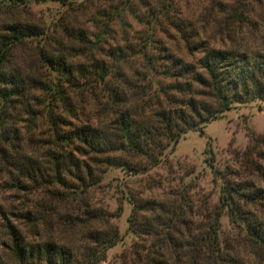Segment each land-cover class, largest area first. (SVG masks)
<instances>
[{
    "label": "rangeland",
    "instance_id": "obj_1",
    "mask_svg": "<svg viewBox=\"0 0 264 264\" xmlns=\"http://www.w3.org/2000/svg\"><path fill=\"white\" fill-rule=\"evenodd\" d=\"M14 21L42 35L4 64L22 90L0 101V264H18L12 234L62 247L67 264H264V99L233 102L202 134L185 130L154 165L60 141L83 124L109 129L123 91L125 105L147 100L146 115L166 107L155 91L174 80L162 75L171 61L204 74L197 59L207 48L264 54V0H0V35ZM39 50L73 63L74 81ZM93 231L116 239L94 242Z\"/></svg>",
    "mask_w": 264,
    "mask_h": 264
},
{
    "label": "trees",
    "instance_id": "obj_2",
    "mask_svg": "<svg viewBox=\"0 0 264 264\" xmlns=\"http://www.w3.org/2000/svg\"><path fill=\"white\" fill-rule=\"evenodd\" d=\"M3 30L4 33L0 35V101L8 103L11 95L19 96V90H22L16 75L11 70L4 69L10 50L24 38L42 35V32L34 24L19 21L6 24ZM37 55L43 64L49 66L52 71H57L59 77H63V82H68L69 85L74 81V64L68 63L61 54L39 50ZM197 64L204 74L195 73L190 64L178 59L171 61L169 67L163 71L162 75L174 78L167 84L169 89L160 87L155 91L165 100L166 107L161 102H156L155 107L146 115L143 111L147 100L142 101L140 105L135 102V106L125 105L128 98L123 91L122 96L113 102L118 103L120 107L116 108L110 126H107L109 129L103 131L83 124L73 128L72 133L61 136L60 141L67 144L75 140L77 145H81L76 149H83L84 146L95 153L125 150L146 157L154 165L157 163L158 155L168 145V141L175 143L185 130L196 129L202 134L199 125L228 110L233 102L245 103L255 98L264 99V54H255L250 60L246 54L237 50L207 48L197 59ZM93 74L96 81L103 83L106 76L104 72L99 76L96 72ZM192 83L198 85L199 89ZM68 88L71 91V86ZM106 88L110 91L109 87ZM140 89L135 93L138 100L143 95ZM61 92L57 85L52 86V93L57 95V101L64 107ZM173 92L176 94H172ZM194 95L209 99L210 105L207 100ZM116 97L112 94L111 99L114 100ZM96 231L89 236L94 242L100 239L101 243L107 242L111 245L116 239L114 232L111 236L105 237ZM251 234L260 239L257 232L253 231ZM260 242L264 246V240L260 239ZM10 249L18 264H28V260L54 264L57 258L59 264H67L70 258L68 253L63 252L62 247L56 249L50 242L25 245L13 234ZM195 250L202 251L200 247ZM208 259L209 255L205 261L209 262Z\"/></svg>",
    "mask_w": 264,
    "mask_h": 264
}]
</instances>
